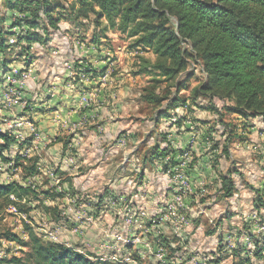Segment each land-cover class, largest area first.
I'll use <instances>...</instances> for the list:
<instances>
[{
    "label": "clouds",
    "instance_id": "1",
    "mask_svg": "<svg viewBox=\"0 0 264 264\" xmlns=\"http://www.w3.org/2000/svg\"><path fill=\"white\" fill-rule=\"evenodd\" d=\"M0 264H264V0H0Z\"/></svg>",
    "mask_w": 264,
    "mask_h": 264
}]
</instances>
